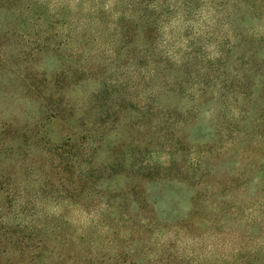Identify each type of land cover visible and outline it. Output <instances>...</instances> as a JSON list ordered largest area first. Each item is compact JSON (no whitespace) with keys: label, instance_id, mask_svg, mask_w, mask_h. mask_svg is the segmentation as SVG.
<instances>
[{"label":"rangeland","instance_id":"obj_1","mask_svg":"<svg viewBox=\"0 0 264 264\" xmlns=\"http://www.w3.org/2000/svg\"><path fill=\"white\" fill-rule=\"evenodd\" d=\"M222 243L264 264V0H0V264Z\"/></svg>","mask_w":264,"mask_h":264},{"label":"trees","instance_id":"obj_2","mask_svg":"<svg viewBox=\"0 0 264 264\" xmlns=\"http://www.w3.org/2000/svg\"><path fill=\"white\" fill-rule=\"evenodd\" d=\"M141 1L144 2V0ZM145 1L148 2L149 0H145ZM129 162L130 161L126 160L125 163L122 164L126 165L129 164ZM122 166L123 165L118 164L114 167L112 171H118L121 168H124ZM226 247H228V245H226L225 243L221 244V249L220 251H218L215 262L212 264H258L256 261L257 260L256 255L251 257L247 250L241 248L237 249L232 246V248L228 251Z\"/></svg>","mask_w":264,"mask_h":264}]
</instances>
